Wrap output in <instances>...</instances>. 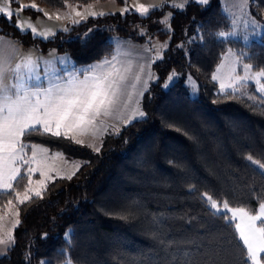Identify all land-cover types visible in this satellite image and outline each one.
Returning a JSON list of instances; mask_svg holds the SVG:
<instances>
[{"label": "trees", "instance_id": "1", "mask_svg": "<svg viewBox=\"0 0 264 264\" xmlns=\"http://www.w3.org/2000/svg\"><path fill=\"white\" fill-rule=\"evenodd\" d=\"M35 1L64 8L97 0ZM250 7L264 23V0H251ZM152 21L136 11L106 14L44 41L16 28V16L9 22L0 14V35L43 50L55 46L84 65L113 54L112 34L144 41L140 30ZM230 29L221 0H193L175 10L171 31L150 28L170 43L153 64L157 79L142 98L145 117L107 135L100 151L64 137L23 138L63 148L85 162L73 178L49 184L42 198L18 205L15 243L0 264H244L237 222L222 219L231 214L215 212L202 199L207 192L231 207L258 209L264 203V171L247 160L251 155L264 162V97L252 83L244 85L247 94L220 92L213 79L228 48L244 52L253 70L264 69V33L245 45L219 37ZM172 72L179 76L165 88ZM188 74L198 82L197 97L189 94ZM27 184L22 173L16 190L23 192ZM8 200H16L15 192L0 193L1 209Z\"/></svg>", "mask_w": 264, "mask_h": 264}, {"label": "snow or ice", "instance_id": "2", "mask_svg": "<svg viewBox=\"0 0 264 264\" xmlns=\"http://www.w3.org/2000/svg\"><path fill=\"white\" fill-rule=\"evenodd\" d=\"M13 2H18V0H3L0 3V14H3L9 22L14 16L27 9L42 11L35 3H30L20 4L18 10L13 12L8 7ZM189 2H193V0H183L182 3H176L173 0L171 6L184 9ZM194 2L206 5L208 0H194ZM165 3L166 0H162L159 5L136 4L135 11L141 17H147L150 9L163 7ZM246 4L247 0H244L241 4L242 10ZM87 7L89 9L88 15H97L96 12L90 10L92 5ZM121 11L122 14L130 11L126 3ZM73 12L76 17L82 18L80 11L73 8ZM98 14L106 15L104 12ZM44 15L48 16L49 14L45 12ZM171 17L172 13L170 12L165 20L158 21V23H167ZM61 18L57 13V19ZM74 22L78 21L74 20ZM252 23L255 24L256 21L253 20ZM24 24V21L18 20L14 26L24 31ZM27 28L31 29L33 35L45 36V33H37V29L32 26L31 22L27 23ZM220 35L224 36L225 33L222 32ZM159 47H166V45ZM153 48H156L157 58H159V48L156 45H153ZM35 67L36 62L30 56L25 57L24 61L14 68L6 66L5 62L0 61V192L9 195L15 192V199L19 204L30 201L32 199L31 194L42 198V190L46 187L45 181L51 179L45 169L55 170L54 166L48 163V149L37 144L26 143L23 138L33 133H39L54 137L63 136L76 144H84L81 137L86 135L95 138L102 130L104 121L100 119L101 117L122 116L123 110L128 108L132 98V91L129 89H136L137 83L141 80L139 72L144 70L143 66H138V71L133 72L130 64L119 61L118 57L114 55L111 60L105 58L81 72L70 73L67 78L56 76V69L52 67L50 71L53 74V79L45 88L30 86L27 83L28 80L33 79L32 73L35 71ZM244 68L247 72L251 65L245 64ZM219 70L218 68L217 71ZM234 71V68L229 67L227 72L229 83L225 84L221 80L220 87L222 90L226 87H234L233 82H240L249 78L247 75L236 77L233 75ZM9 74L14 78L15 83H8ZM174 75L175 73L172 74V76ZM172 76H169V79H172ZM255 76L257 82L264 79V69L256 72ZM35 79H39L38 75ZM213 79H218V77L213 75ZM257 91L264 93V83H260ZM138 114L144 115L142 112H138ZM88 146L94 147L91 144ZM26 150L31 151V156H28ZM95 150L99 151L98 148ZM40 153L43 155H39ZM61 156L62 153H56L52 159L55 160ZM247 160L256 165L258 169L264 170V162L260 159H254L253 156L249 155ZM21 166H27L28 184L24 186L23 192L16 190L19 186L18 178H21ZM35 172H39L40 176L43 177V179L35 181V184L39 186L38 189L32 187L31 176ZM67 178L71 179V175ZM14 182H17L15 186ZM214 195L205 192L202 194V199L215 212L231 213L230 217L222 215V219L238 220L235 223V231L244 246V264H249V262L251 264H264V255H262L264 254V203H260L258 209L231 207L229 201H218ZM7 206L15 208L12 200L7 201ZM13 214L18 216L19 212L14 211ZM2 220L3 217L0 216V221ZM18 224L19 220L17 219L13 228ZM0 230H2V225H0ZM14 243L12 231H0V245L8 248ZM224 264H227V260L224 261Z\"/></svg>", "mask_w": 264, "mask_h": 264}, {"label": "rangeland", "instance_id": "3", "mask_svg": "<svg viewBox=\"0 0 264 264\" xmlns=\"http://www.w3.org/2000/svg\"><path fill=\"white\" fill-rule=\"evenodd\" d=\"M2 2L3 0H0V3ZM18 2L25 5L35 3L39 9H42V11L38 12L35 15L33 13L23 11L19 13V15H16V18L17 21L22 20L25 22V30L21 31L19 29L21 32H30L32 34L31 29L27 28V23L31 22L32 26L37 29V33H45V36H41L39 34L32 35L44 41L53 39V37L59 31H69L71 25L73 24H79L80 22L91 17L102 16L98 14L100 12H104L106 14L122 13L121 10L125 7V3H120L117 0H97L88 4L68 3V6H65L64 8L47 7L45 5L39 4L35 0H18ZM175 2L182 3L183 0H175ZM221 2L224 12L231 20V29L229 31H223V33H225L224 36L220 35V33L222 32L219 33V37L221 39L236 40L245 45H248L254 41H259L261 39L264 33V23L253 14L250 7L251 0H247V4L243 10L241 9V4L244 2V0H221ZM161 3L162 0H129V2H127L126 4L130 9V11L128 12H131L135 11L136 4H144L147 6L150 4L159 5ZM172 3L173 0H166V3L163 7L150 9V13L148 16L152 15L154 21H152L151 25H147L141 28L140 33L145 35L144 41L134 40L130 36L126 35L112 34L111 42L114 45L113 54L109 57H104L99 61L81 65L76 63V61L69 54L59 53L55 46H52L47 50H43L33 45H24L19 39L11 35H0V61L5 62L6 66L14 68L17 64L22 63L25 57L30 56L31 59L36 62L35 71L32 73L33 86H40L45 88L49 86L50 81L53 79V74L50 71L52 67H55L56 69V76L67 78L70 73L81 72L83 69L89 67L90 65L101 62L105 58L111 60L112 56L114 55L118 57L119 61H122L125 64H130L132 66L133 72L138 71V66H143V72H139L141 80L139 83H137L136 89H129L130 91H132V98L128 108L123 110L122 116L101 117L100 119L103 120L104 123L102 125V130L95 136V138H93L91 135L81 137V139L84 140V144L78 145L98 152L95 149L98 148L99 151L101 150L104 138L107 135L116 134L132 122L145 117L141 102L143 95L150 87V84L157 79L156 74L153 70V64L156 61L163 59L164 52L167 50L170 43L169 36L160 38L153 34V32L149 31L150 28L158 25H160L161 29L165 31H171V19L173 17L174 11L178 9L173 8L171 6ZM88 5H92V8L90 10L96 12L97 15H88ZM8 7L13 12H16L19 8V5L11 3L10 5H8ZM73 8L82 13V18L75 16ZM45 12H47L49 15L45 16ZM170 12L172 13V17L167 23H158V21L165 20V17H167L168 13ZM57 13H59V15L62 17L61 19H57ZM74 20L78 22H74ZM253 20L256 21L255 24L252 23ZM233 21H235V23H233ZM245 37L247 38L245 39ZM153 45H156L159 48V58H157V50L156 48H153ZM160 45H166V47H159ZM145 49H148V51H145ZM244 57V52L234 50L233 48H228L226 53L223 55L222 61L219 63L214 72V75L218 77V79H215V81L219 85L220 92L231 90L247 94V89L244 85L252 83L257 89L260 86V83H264V79H260L259 82H257L255 73L258 71L253 70L252 66L247 72L245 71L244 65L248 63L244 61ZM229 67L235 69L233 73L234 76L244 77L247 75L249 78L240 82H233L234 87H226L222 90L220 87L221 80H223L225 84L229 83V77L227 75ZM218 68L220 69L219 71H217ZM149 73L151 74L150 76ZM173 73H175L174 76H172ZM37 75L39 79H35ZM169 76H172V79H169V77L167 78L164 83L165 88H168L178 78L179 75L177 72H172ZM81 78L83 77L81 76ZM8 83H15V80L11 76V74H9ZM186 85L188 87L190 96L197 97L199 92L198 82L190 74L187 75ZM257 92L262 97H264V93H261L259 91ZM138 112H142L144 115L140 116ZM26 143L37 144L42 148L48 149V163L53 165L55 170L49 171L48 169H45L47 174L51 177V179L45 181L46 187L56 179H68L67 176L69 175H71V178H73L77 175L85 162L83 158L71 157L63 148L52 147L47 142L26 141ZM90 144L94 145V147H89L88 145ZM26 151H28V156H31V151ZM56 153H62V156L53 160L52 157H54ZM39 155H43V153H40ZM32 167H35V165H32ZM26 173L27 166H24L23 174L27 178ZM31 179L33 181L32 187L34 189H38L39 186L35 184V181L41 180L43 179V177L40 176L39 172H35L32 174ZM31 195L34 196V194ZM12 202L13 205H15L14 209L11 206L7 205L5 207V221L1 223L2 230H0L2 232L12 231L13 233V224L15 220H19V215L15 216L13 214L14 211H18L19 203L17 200H14ZM236 222H238V220ZM1 254L2 253H0V255ZM63 264L74 263L71 260H67Z\"/></svg>", "mask_w": 264, "mask_h": 264}, {"label": "crops", "instance_id": "4", "mask_svg": "<svg viewBox=\"0 0 264 264\" xmlns=\"http://www.w3.org/2000/svg\"><path fill=\"white\" fill-rule=\"evenodd\" d=\"M0 52H1V46H0ZM27 83L30 85V86H33V79L31 80H28ZM24 172V166H21V174ZM15 183V182H14ZM0 193H4V192H0ZM4 212H5V208L4 209H1L0 208V216L3 217V220L0 221V225L3 221H5V217H4ZM12 246V245H11ZM9 246L8 248H5V246L3 245H0V253H2L0 256L4 255L7 250L11 247Z\"/></svg>", "mask_w": 264, "mask_h": 264}]
</instances>
